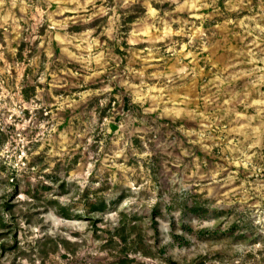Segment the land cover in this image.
Returning a JSON list of instances; mask_svg holds the SVG:
<instances>
[{"label": "rangeland", "instance_id": "obj_1", "mask_svg": "<svg viewBox=\"0 0 264 264\" xmlns=\"http://www.w3.org/2000/svg\"><path fill=\"white\" fill-rule=\"evenodd\" d=\"M0 264H264V0H0Z\"/></svg>", "mask_w": 264, "mask_h": 264}, {"label": "trees", "instance_id": "obj_2", "mask_svg": "<svg viewBox=\"0 0 264 264\" xmlns=\"http://www.w3.org/2000/svg\"><path fill=\"white\" fill-rule=\"evenodd\" d=\"M105 208H106L105 204H102L101 207H98L95 211L104 212ZM61 213L64 215V217H68V215L65 212L61 211ZM69 219H70V217H69Z\"/></svg>", "mask_w": 264, "mask_h": 264}]
</instances>
